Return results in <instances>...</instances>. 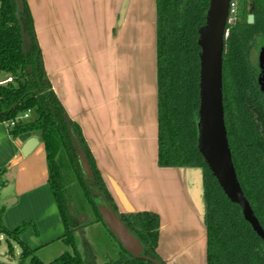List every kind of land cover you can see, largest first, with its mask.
Returning <instances> with one entry per match:
<instances>
[{
    "label": "trees",
    "instance_id": "trees-1",
    "mask_svg": "<svg viewBox=\"0 0 264 264\" xmlns=\"http://www.w3.org/2000/svg\"><path fill=\"white\" fill-rule=\"evenodd\" d=\"M209 0H155L157 123L159 167L201 168L204 175L206 264H264V240L230 201L211 174L197 147L200 47L198 29L205 23ZM249 14L254 16L247 22ZM222 65L224 121L229 147L242 191L264 229V95L258 83L256 51L264 45V0H239L238 15L227 23ZM255 54V57H254ZM0 123L29 112L9 128L12 136L32 133L44 145L48 184L71 247L43 262L21 240L33 221L8 228L0 207V235L8 253L20 248L17 264H95L87 243L81 252L74 234L81 229L69 207L63 164L68 163L84 201L102 222L96 199L105 200L122 223L139 239L142 255L166 264L157 252L160 221L151 211L119 212L96 166L81 127L66 112L44 68L32 14L26 0H0ZM82 153L91 173L82 167ZM0 167V188L5 185ZM106 227V225L103 223ZM107 229V227H106ZM108 230V229H107ZM115 239L112 233L108 230ZM116 240V239H115ZM117 259L102 264H154L134 257L118 243Z\"/></svg>",
    "mask_w": 264,
    "mask_h": 264
},
{
    "label": "crops",
    "instance_id": "crops-1",
    "mask_svg": "<svg viewBox=\"0 0 264 264\" xmlns=\"http://www.w3.org/2000/svg\"><path fill=\"white\" fill-rule=\"evenodd\" d=\"M26 2L53 90L81 127L118 211L158 214L157 252L166 264H206L196 174L157 163L155 0ZM10 80L0 74V83ZM31 136L14 137L0 123V167L6 168L0 207L10 229L23 221L36 224L38 232L29 228L21 240L38 252L61 241L64 228L48 184L45 150L37 149L40 140L27 156L21 154Z\"/></svg>",
    "mask_w": 264,
    "mask_h": 264
},
{
    "label": "water",
    "instance_id": "water-1",
    "mask_svg": "<svg viewBox=\"0 0 264 264\" xmlns=\"http://www.w3.org/2000/svg\"><path fill=\"white\" fill-rule=\"evenodd\" d=\"M229 5L230 0H209L205 23L198 29L200 68L197 147L224 194L241 207L244 218L264 240V229L254 215L237 178L224 121L222 65ZM253 20L254 16L249 14L247 22L252 23ZM257 61L260 70L258 83L264 95V45L258 49ZM38 143L37 136L29 137L21 148V154L27 156ZM80 161L87 176L91 177L82 153ZM187 169L196 174L194 197L198 210L204 217L202 169L199 167ZM11 202L6 200L4 203L9 205ZM95 204L107 229L129 254L136 258L143 257L154 264H161L158 260L141 254L143 251L141 242L128 230L105 200L96 199Z\"/></svg>",
    "mask_w": 264,
    "mask_h": 264
},
{
    "label": "rangeland",
    "instance_id": "rangeland-1",
    "mask_svg": "<svg viewBox=\"0 0 264 264\" xmlns=\"http://www.w3.org/2000/svg\"><path fill=\"white\" fill-rule=\"evenodd\" d=\"M257 55L258 50L256 51V57ZM2 130L4 129L2 128ZM37 149L43 151V144L40 143ZM63 172L64 181L68 187L66 194L69 199V207L75 216V222L77 225L86 222L84 227L83 225L81 226V228L83 227V230L81 229L82 232L79 233L80 231H76L74 234L78 249L83 252L84 242L87 243L95 264H102L109 259H117L120 252L118 242L111 236L102 222L95 221L96 215L91 207L84 201L81 190L75 180L74 173L65 161L63 164ZM5 191L6 189L3 192ZM46 214H49V212L46 211ZM39 216L42 218L41 214ZM18 249L20 248L16 244L13 252L8 253L5 238L3 239V236L0 237V264H17L19 261ZM65 251H71V247L64 244L62 240H58L43 246L38 252H35V254L43 262L47 263L57 258Z\"/></svg>",
    "mask_w": 264,
    "mask_h": 264
},
{
    "label": "built area",
    "instance_id": "built-area-1",
    "mask_svg": "<svg viewBox=\"0 0 264 264\" xmlns=\"http://www.w3.org/2000/svg\"><path fill=\"white\" fill-rule=\"evenodd\" d=\"M238 4L239 0H230V5H229V13H228V18H227V23L232 22L236 19L238 15ZM226 33H228V29L226 28ZM29 118V112H25L22 115H19L15 119L11 121H4L2 124L4 125L5 128L9 129L14 127L15 123L19 120H25Z\"/></svg>",
    "mask_w": 264,
    "mask_h": 264
}]
</instances>
